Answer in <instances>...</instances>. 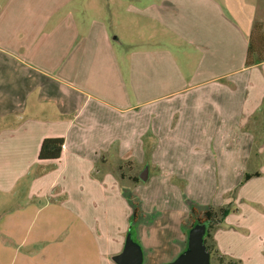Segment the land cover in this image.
<instances>
[{"label":"crops","instance_id":"obj_1","mask_svg":"<svg viewBox=\"0 0 264 264\" xmlns=\"http://www.w3.org/2000/svg\"><path fill=\"white\" fill-rule=\"evenodd\" d=\"M38 2L0 3V264H116L124 190L161 213L144 264L183 252L191 201L229 210L212 263L264 264V194L235 192L264 153V62L246 65L264 0ZM116 18L153 34L131 52ZM46 138L59 159H39ZM125 164L147 181L128 186Z\"/></svg>","mask_w":264,"mask_h":264},{"label":"rangeland","instance_id":"obj_2","mask_svg":"<svg viewBox=\"0 0 264 264\" xmlns=\"http://www.w3.org/2000/svg\"><path fill=\"white\" fill-rule=\"evenodd\" d=\"M6 0H1L0 3L5 2ZM25 1H29V2H33V4L37 3L39 0H24ZM74 2L76 1H81V2H85L88 0H72ZM90 1V0H89ZM105 1V0H103ZM111 1H115V0H111ZM130 1V0H129ZM39 3V2H38ZM112 28L114 30V32H116L118 35H120L123 39L124 44L129 45L130 46V51L133 52L137 47H139L143 41L141 40V38H145L148 39L150 34H153V32L149 31L147 28V24H140L139 26L136 24V22L132 23L131 21L126 22V20L122 23L121 19H117L115 23H113ZM2 27L0 26V31H2ZM1 34V32H0ZM161 34V33H159ZM151 42V41H150ZM158 42V41H157ZM184 49V46L176 48V50L181 51ZM178 53V52H176ZM131 93V91H130ZM129 164H125V165H121L120 167H115V172L118 175H121L122 177H129L128 179L130 180L131 183H128V186H133L130 184H139L138 182L136 183L135 179L133 178V176H136V170L133 169L134 167L132 166H128ZM254 167H258L260 169H262L264 171V153L263 154H258L257 150L255 151L254 155L252 156V158L250 159L249 165L246 167H242L241 168V173H242V181L241 184L236 188L235 192L236 195L238 196L240 193V189L243 187L242 189V195H245L246 197H252L250 195H258V194H264V188L262 185H264L261 182H257V181H251L250 183H247V181L245 180V176L244 173L246 171V173H250L253 172ZM264 177V175H263ZM133 181V182H132ZM140 182V180H139ZM145 183V182H142ZM247 183V184H246ZM144 185V184H142ZM123 189V188H122ZM123 196L126 198L129 206H130V217H129V228H128V233L132 230L133 234V239L138 242L140 244V241L143 243H145L146 239V235L149 237L151 236V228L157 223V221L160 219L161 217V213L160 211L157 213L155 211L150 212L149 214H143L142 210H141V204L140 201H138V195L135 194L133 191H128V190H124L122 192ZM241 195V197H242ZM242 201V200H241ZM192 202V203H191ZM191 202H187L191 208H197V207H201V206H197L195 204H193V201ZM243 204V205H242ZM241 204L242 209H246L247 206L249 205L250 207H254L256 206L255 204H253L252 202H250L249 200L247 201H243V203ZM136 207L138 208V212H136ZM257 207V206H256ZM207 207H202L201 209H197L198 212L200 210H205ZM207 210V209H206ZM135 213L137 214V217L135 215ZM120 217H118V222L120 221ZM192 219L185 220V224L186 226L190 227L192 224ZM184 229V228H183ZM185 229H187L185 227ZM188 231V230H187ZM128 236V234H127ZM211 241V240H209ZM141 244V245H142ZM142 250L143 253L146 252L145 248L143 246ZM212 264H218L217 261L214 259Z\"/></svg>","mask_w":264,"mask_h":264},{"label":"trees","instance_id":"obj_3","mask_svg":"<svg viewBox=\"0 0 264 264\" xmlns=\"http://www.w3.org/2000/svg\"><path fill=\"white\" fill-rule=\"evenodd\" d=\"M264 62V30L263 26L259 23L254 25V29L252 31V34L249 39V47H248V54H247V66H253L258 63ZM64 146V139L63 138H46L41 146V150L39 153V159L40 160H57L60 158L62 149ZM254 176H259L258 173L255 175H246L245 180H249ZM139 178H136L135 181L139 182ZM191 219L192 224L188 228L187 231V238L188 233L191 230V228L196 225L197 223H206L207 224V234L204 238V243L206 244L211 256H213L215 253L214 247L209 245L207 237H209V234L213 229H215L216 225H218L220 222L223 221V219L228 215L229 210L226 208L220 209L219 211H215L213 208L209 207L204 213L198 212L197 208H191ZM136 212H138V208L136 207ZM136 217L137 214L135 213ZM133 231L131 230L129 234H133ZM133 237V236H132ZM135 241V240H134ZM136 242V241H135ZM138 243V242H137ZM188 243V241H187ZM139 244V243H138ZM141 246V245H140ZM187 249L184 248L183 252ZM182 252V253H183ZM224 258L218 259L221 262ZM212 264V262H211ZM233 264V263H230Z\"/></svg>","mask_w":264,"mask_h":264},{"label":"water","instance_id":"obj_4","mask_svg":"<svg viewBox=\"0 0 264 264\" xmlns=\"http://www.w3.org/2000/svg\"><path fill=\"white\" fill-rule=\"evenodd\" d=\"M142 182L148 179V169L139 176ZM207 233L206 223H197L188 233L187 249L173 262L166 264H211V254L204 243ZM116 264H144V253L140 244L131 234L126 238L122 252L112 257Z\"/></svg>","mask_w":264,"mask_h":264}]
</instances>
